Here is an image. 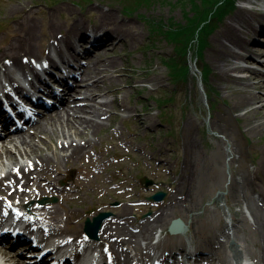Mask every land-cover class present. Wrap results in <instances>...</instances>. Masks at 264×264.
<instances>
[{
    "label": "rangeland",
    "instance_id": "374dc122",
    "mask_svg": "<svg viewBox=\"0 0 264 264\" xmlns=\"http://www.w3.org/2000/svg\"><path fill=\"white\" fill-rule=\"evenodd\" d=\"M254 1L257 0H249V2L238 0L237 8L210 36L209 44L203 52L204 62L212 69L208 78L213 88L212 106L211 100L205 96L204 88L199 86L200 74L197 73L196 67H192L193 75L188 82L176 85L171 83L167 68L159 54H171L172 46L158 34H152L145 21L147 18L158 19L170 16L181 19L180 9L155 3L150 8L140 7L137 12L128 15L122 7L121 0H0L1 49L17 40L21 41L18 38L23 37L27 31L31 35L38 36L33 44L34 48L26 49L29 53L20 54V56L32 55L33 49L36 57L42 59L55 47H65L62 43L67 38L71 39L73 35L79 36V31L86 27L103 30L105 34L102 37L108 42L110 35L117 32L108 25L109 29H107L106 24L102 25V23L109 21L118 24V22L112 16L103 14V11L116 12L121 23L122 19L130 23L127 30H122L125 39L116 47L111 44L110 48L100 55L101 60L96 66L98 69L105 70L102 77H98L95 73L94 77L92 75L88 77L87 82L97 78L98 82L102 83V89L113 88L101 98L110 103L107 107L109 119L93 136L95 137L92 139L93 147L87 146L90 149L88 155L82 159L62 161L60 165L62 172L58 176L57 185L60 188L71 185V191L62 190L60 194L58 192L54 194L50 188H46L43 189L44 192L35 195V198L29 201V205L48 206L57 205L60 202L62 210L71 212L72 220L66 228L70 232L85 233V220L101 211L111 212L107 219L115 218V213L127 214V218L122 221L126 223L127 229L136 231L139 223L154 213L152 206L167 200L178 183L177 177H180L184 166L185 138L186 135H192L202 154L215 155L216 150H221L220 170L224 174L225 183L212 191L203 201L204 205L213 210L211 217L214 221H218L222 228L225 227L228 230L226 221L229 219L231 223L238 225V230L226 243L221 255H230L232 240H237L239 247L243 249L242 252L246 254L247 238L253 243L252 228L246 220L242 219L243 214H240V210H243L250 222L252 219L250 215H247L246 204L241 207L232 200L228 184L234 177L242 181L251 180L255 176L252 183L248 180L246 183L248 188L251 185V188L260 193L255 201L264 207V126L254 131H249L248 126L251 119H254L255 123L264 121V113L259 112L263 105L260 99L253 104L240 103L246 91L237 82L238 77L234 76L237 73L229 67L226 60L229 57L233 63L237 62V65L264 70L262 54L256 56L262 61L254 62V66L246 60L237 61L231 55L232 51L238 52L236 41H243L248 44V47L257 45L251 43L253 39L251 30L256 26L254 18L258 14L256 7L259 5L253 7L255 8L253 10L248 8ZM23 6L27 8L26 12L22 11ZM30 9L31 11L28 12ZM246 15L252 16V20H241L242 16ZM262 20H264L263 17ZM77 21H81L80 28L74 27ZM231 27L235 29L237 27L239 35ZM227 38L235 41V44L228 42ZM21 42L22 46H25V41ZM144 42H148L152 49L143 51L140 47L144 45ZM258 46L264 51L263 45L258 44ZM95 50L94 47L91 52L78 55L82 56L81 58L89 56L90 72L96 60ZM73 54L76 55L75 52ZM4 55L2 53L0 58ZM111 59H114V64L109 63ZM130 65L132 72L127 71ZM243 79L245 81L249 79L254 84V87L250 89L252 94L258 97L264 96V76L254 78L247 72ZM171 94L174 96L173 100L164 105L162 108L164 112H161L152 96L168 97ZM81 95L83 94L80 92ZM117 101L121 104L118 105ZM251 112L252 118L246 119ZM136 113L143 118L144 124L140 125L134 120ZM228 127L235 133L229 132L232 134L229 135L228 131H223ZM90 135L89 132L84 136L78 135L76 138L82 141L88 139ZM43 138L48 141L50 148L44 142L40 145L49 152V155L62 149L57 143L58 137L52 138L44 134ZM35 143L39 144V140L35 139ZM238 144L243 147L242 153L234 152ZM24 147H22V153L25 150ZM28 152L34 154L29 148ZM14 153L23 160L20 152L15 148H13ZM4 159L7 162L12 161L6 156ZM12 162L15 163V161ZM72 164L75 165L74 168ZM53 175H55L53 171L47 173L50 178ZM145 178L151 183L147 185ZM34 188L37 190L35 185L29 187V189ZM159 190L165 192L163 200L156 201L149 198ZM45 197L50 198L51 201L40 203ZM53 197L57 198L56 202L52 201ZM178 217L183 219L189 229L191 213L185 216H174L172 220ZM119 220L121 219H116L114 222ZM55 223L59 224L58 221ZM168 225L163 228V236L168 235L163 242V247L170 244L167 239H170L172 234L168 230ZM155 231L152 235V243H156L161 237V232ZM188 238L193 237L188 236ZM215 241L220 246V243ZM185 243L186 241H182L181 245L184 246ZM190 244L195 250L197 243L191 240ZM256 248L257 246L253 243L251 250ZM257 258L253 257L252 260L255 261ZM187 262L186 259L185 263Z\"/></svg>",
    "mask_w": 264,
    "mask_h": 264
},
{
    "label": "bare ground",
    "instance_id": "6f19581e",
    "mask_svg": "<svg viewBox=\"0 0 264 264\" xmlns=\"http://www.w3.org/2000/svg\"><path fill=\"white\" fill-rule=\"evenodd\" d=\"M22 11L26 12L27 8L22 7ZM31 9L28 11L30 12ZM112 11H103V14L110 15L115 19L116 22H103L102 25L106 24L112 27L117 33L110 35V40L107 43V47L98 52L95 56L94 68L91 72H85L86 76L97 74L98 77H102L103 68L98 69L96 66L101 59L100 55L103 54L109 45L112 44L116 47L121 41L125 39L122 34V30H127L130 23H122L118 19L119 15ZM118 16V17H117ZM241 20H252V16L246 15L242 16ZM254 18V23L256 22ZM108 25V26H107ZM252 26V25H251ZM75 28L81 27V21L74 23ZM105 27V26H104ZM122 27V29H120ZM231 29L238 35L239 31L234 27ZM38 36L27 31L23 37H19L21 41H25V46H22V42L17 40L13 42L10 46L1 49L0 55L4 53L6 56L0 59V63L4 66L5 70H8V65L13 62L15 67L24 70L27 65L30 67L29 62H25L19 58L20 54L29 53V48H34V43L37 41ZM119 39V40H118ZM228 42L235 44V41ZM236 44L240 49L248 50L249 57L252 60H257L256 54L258 47L249 49L248 44L243 41H236ZM68 50L69 48H74L72 45V39L67 38L64 43H62ZM27 46V47H26ZM58 52H62V49L55 47ZM99 50L101 48H98ZM33 57L35 58V51L32 49ZM232 57L236 58L238 55L232 51ZM241 57V56H240ZM242 58V57H241ZM226 60L229 67L232 69L240 70L242 67L245 70L250 71V67L247 66H236L232 62L231 58ZM109 63L114 64V59H111ZM230 70V69H228ZM128 72H132L131 65L127 68ZM254 78H262L264 73L260 70L252 69L251 71ZM132 78V76H131ZM243 86V90L246 93L241 97L240 103L243 105L253 104L256 100L260 99L263 104L259 109V112L264 113V96L258 97L250 92V89L254 87L251 81H245L243 77H238L237 80ZM102 83L98 82L97 78L92 79L91 82H87L85 78L83 81H78L76 86L77 92H81L79 98L73 96L71 100H62L60 103V108L54 110L51 113H47L49 110H42L40 112H45L34 124L33 128L30 130H14V134H8L2 141V146H0V215L4 216L5 213L2 211V206L6 207L8 211H15L24 206H21L26 199H29L33 195H38L39 192H44L43 189L50 188L51 192H60L63 190L71 191V185L67 187L60 188L57 185L59 175L61 174L60 165L71 159H82L84 156L90 153V149L87 148L88 145H92V139H94L95 134L99 129L106 123L109 119V114L107 107L110 103L104 99H101L107 92L113 90V88H101ZM75 89L73 91H75ZM118 105L121 104L119 101L116 102ZM58 107V106H57ZM237 108V106L235 107ZM252 118V112L246 116V119ZM135 121L140 125L144 124L143 118L139 113L135 114ZM259 120V118H258ZM249 126V131H254L256 129L262 128L264 126V121L255 123L254 119H251ZM138 124V125H139ZM221 129V127H220ZM224 132L235 133L230 131L229 127L223 129ZM91 133L88 139L79 141L76 137L84 136ZM229 135H232L230 134ZM46 134L50 137H58L57 143H59L62 149L53 152L49 155L43 147L40 145L41 142L47 144L48 141L43 138ZM185 138V158L184 166L180 177H177L178 183H176L175 188L172 193L168 196V199L153 205L154 213L149 216L148 219L139 223L136 231L127 229L126 223L122 220L127 218V214H114L116 219H121L118 222H114L115 218L105 219L101 229L99 231L98 239L91 242L92 246L96 250L104 255H109L112 258V264H152L150 259L154 255L159 256L160 264H183L175 256L177 254L187 255L188 260L192 261L191 264H230L229 255H221L226 247V243L232 238L231 236L238 230V225L232 223L231 226L227 223L233 232L229 233L227 229L222 228L218 221H214L211 217L213 210L208 206L204 205V198L212 193V191L220 188L224 185V174L220 170L221 166V150H216L215 155L202 154L197 148V141L192 135H186ZM48 138V137H47ZM50 138V139H52ZM35 139L39 140V144L35 143ZM50 141V140H49ZM51 142V141H50ZM24 151L22 153V147ZM27 147V148H26ZM13 148L20 152V160L13 154ZM28 148L34 154L28 152ZM243 147L237 145L234 149L236 153H242ZM95 155V154H94ZM4 156L10 158L6 161ZM64 160V161H63ZM63 161V162H62ZM75 165L72 164V168ZM53 171L55 175L52 178L47 176L48 172ZM252 174V173H250ZM252 176V175H251ZM255 177V176H254ZM254 177L244 180H238L233 178L228 184L229 192L231 194L232 200L243 207L246 204V209H248V214L251 216L252 221L250 222L246 215H244L243 210H240V214H243L242 219L246 220L247 224L251 226V237L253 239L254 246L256 249H252V242L247 238L246 244V257L252 260L253 257H258L262 259L264 257V207L260 206L256 199L259 198L260 193H257L254 188H248L247 180L252 183ZM9 180V181H8ZM35 185L37 190H31L29 187ZM121 186V185H119ZM34 191H37L34 193ZM34 193V194H33ZM70 193V192H68ZM256 193V194H255ZM67 195V194H66ZM60 202L57 205H32L28 207L27 213H31L35 220H41L45 227L51 226L52 221L59 222V224L54 223V227L60 234L68 235L72 242L75 243L77 247L79 243L84 241V237L81 232L75 231L70 232L66 228L70 225L71 212L62 210ZM244 209V208H242ZM191 213L190 217V227L185 229L183 233L172 234L170 239V244L163 247V242L167 238V234L163 236L164 227L171 222L172 217L177 215L185 216ZM188 218V217H187ZM63 223V225H62ZM170 224V223H169ZM162 228V229H159ZM157 229V230H156ZM156 230V231H155ZM215 230V231H214ZM155 232L160 231V240L156 243H152V235ZM219 231V232H218ZM191 236L193 238H188ZM250 237V238H251ZM184 238V239H183ZM191 240L197 243V247L194 253L191 250L188 251L187 246H182V241ZM217 240L220 246L217 245ZM86 241V245H87ZM159 242V243H158ZM158 243V244H157ZM174 245V247H171ZM42 251V250H40ZM59 252L58 248L56 249ZM5 258L0 257V264H18L19 261L14 257V255H9L3 253ZM65 255V252L63 253ZM168 255H173V259H167ZM241 249L234 254L237 264H243V259L246 258ZM34 258V257H33ZM246 264V263H244Z\"/></svg>",
    "mask_w": 264,
    "mask_h": 264
},
{
    "label": "trees",
    "instance_id": "16d2710c",
    "mask_svg": "<svg viewBox=\"0 0 264 264\" xmlns=\"http://www.w3.org/2000/svg\"><path fill=\"white\" fill-rule=\"evenodd\" d=\"M121 2L124 10L129 14L140 7L149 8L155 3L181 10V19H176L174 16L155 19L151 23L152 30L172 46V53L168 57H163L171 80L186 82L189 79L188 60L192 56L202 69L203 79L212 99L213 89L208 84L210 68L202 62L203 52L209 44L211 34L236 8V0H121ZM165 100L158 101L161 104Z\"/></svg>",
    "mask_w": 264,
    "mask_h": 264
},
{
    "label": "water",
    "instance_id": "95a60500",
    "mask_svg": "<svg viewBox=\"0 0 264 264\" xmlns=\"http://www.w3.org/2000/svg\"><path fill=\"white\" fill-rule=\"evenodd\" d=\"M165 196V193L163 191H158L157 193H155L153 195V197L155 199H161ZM110 215L109 212H101L99 213L97 216L94 217V221H91L90 219H88L86 221V226H85V230L87 231V233L94 237L97 238V234H98V230L102 224V222L104 221L105 218H107ZM184 223L181 219L178 220H174L169 229L172 232H180L184 230Z\"/></svg>",
    "mask_w": 264,
    "mask_h": 264
}]
</instances>
